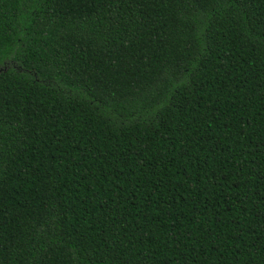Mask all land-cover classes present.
<instances>
[{
	"label": "trees",
	"instance_id": "1",
	"mask_svg": "<svg viewBox=\"0 0 264 264\" xmlns=\"http://www.w3.org/2000/svg\"><path fill=\"white\" fill-rule=\"evenodd\" d=\"M0 264H264V0H0Z\"/></svg>",
	"mask_w": 264,
	"mask_h": 264
}]
</instances>
